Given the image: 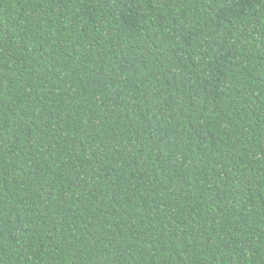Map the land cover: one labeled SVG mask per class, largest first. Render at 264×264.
Returning <instances> with one entry per match:
<instances>
[{
    "label": "trees",
    "instance_id": "16d2710c",
    "mask_svg": "<svg viewBox=\"0 0 264 264\" xmlns=\"http://www.w3.org/2000/svg\"><path fill=\"white\" fill-rule=\"evenodd\" d=\"M0 264H264V0H0Z\"/></svg>",
    "mask_w": 264,
    "mask_h": 264
}]
</instances>
